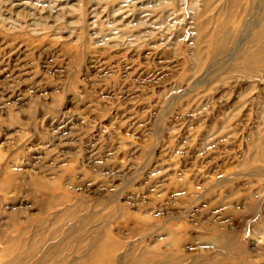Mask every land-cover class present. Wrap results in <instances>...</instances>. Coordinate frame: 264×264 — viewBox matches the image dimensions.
I'll list each match as a JSON object with an SVG mask.
<instances>
[{
	"label": "rangeland",
	"instance_id": "obj_1",
	"mask_svg": "<svg viewBox=\"0 0 264 264\" xmlns=\"http://www.w3.org/2000/svg\"><path fill=\"white\" fill-rule=\"evenodd\" d=\"M262 50L264 0H0V264H264Z\"/></svg>",
	"mask_w": 264,
	"mask_h": 264
},
{
	"label": "bare ground",
	"instance_id": "obj_2",
	"mask_svg": "<svg viewBox=\"0 0 264 264\" xmlns=\"http://www.w3.org/2000/svg\"><path fill=\"white\" fill-rule=\"evenodd\" d=\"M260 61H256V65L262 66L264 65V50L260 51ZM262 56V57H261ZM263 60V61H262ZM260 64V65H259ZM259 156L263 158L264 149H260ZM107 243V242H106ZM104 243L101 244L95 252V260L91 264H102L105 258L108 257L109 251L108 245ZM219 244L218 249L216 251L205 252L203 256H198L190 259L182 258H172L166 253L160 257V264H253L252 261H249L246 257H241L234 250L230 248L228 244L222 243L218 240ZM116 246V245H115ZM179 251V250H178ZM180 252V251H179ZM182 252V251H181ZM154 254V253H153ZM161 255V254H160ZM142 255L140 259L134 260V264H154L151 260H146L149 258L143 257ZM93 257V256H92ZM157 257V256H155ZM250 258V257H248ZM85 264V263H84ZM107 264V263H106Z\"/></svg>",
	"mask_w": 264,
	"mask_h": 264
}]
</instances>
